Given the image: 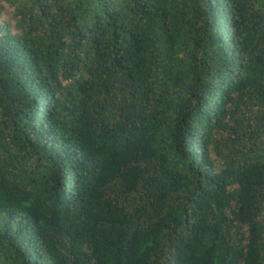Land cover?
I'll use <instances>...</instances> for the list:
<instances>
[{"label":"trees","instance_id":"1","mask_svg":"<svg viewBox=\"0 0 264 264\" xmlns=\"http://www.w3.org/2000/svg\"><path fill=\"white\" fill-rule=\"evenodd\" d=\"M0 264H264V0H0Z\"/></svg>","mask_w":264,"mask_h":264}]
</instances>
